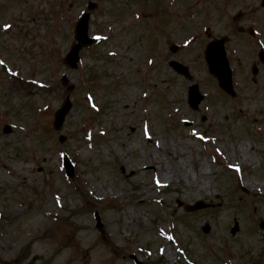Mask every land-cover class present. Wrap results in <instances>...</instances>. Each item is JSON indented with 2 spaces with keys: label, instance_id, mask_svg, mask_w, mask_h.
I'll use <instances>...</instances> for the list:
<instances>
[{
  "label": "rangeland",
  "instance_id": "rangeland-1",
  "mask_svg": "<svg viewBox=\"0 0 264 264\" xmlns=\"http://www.w3.org/2000/svg\"><path fill=\"white\" fill-rule=\"evenodd\" d=\"M48 1L49 34L13 28L25 0H0V264H133L129 255L142 264H264V14L256 0H96L90 35L100 43L66 71L74 89L63 144L53 129L67 94L63 58L93 0ZM154 8L158 19L148 20ZM238 27L258 32L256 43ZM221 37L234 98L203 60L206 43ZM170 59L189 68L190 81ZM192 83L204 96L197 111L187 104ZM174 171L182 180L163 184ZM196 202L210 207L184 210Z\"/></svg>",
  "mask_w": 264,
  "mask_h": 264
},
{
  "label": "water",
  "instance_id": "water-1",
  "mask_svg": "<svg viewBox=\"0 0 264 264\" xmlns=\"http://www.w3.org/2000/svg\"><path fill=\"white\" fill-rule=\"evenodd\" d=\"M91 8V7H90ZM88 14H83L80 20L77 22L74 35H75V43L71 46L70 51L66 54L64 58V62L67 64V66L71 69H75L77 66V62L79 60V52L83 46L91 45L94 43L93 40L88 38L87 35V26H88ZM225 42V39L216 40L211 42L206 49L205 52V59L206 64L208 67L209 73L216 78L218 81L219 87L224 90L227 94H230L231 96H234V92L232 89V83H231V71L228 66V62L225 57V52L223 50V44ZM170 67L173 68L176 72L183 74L186 78H190L187 72V69L179 64H176L174 62H171ZM253 73H256V70H253ZM62 83H67L66 76L62 77ZM68 91L72 90V87L67 88ZM202 100V97L198 93V87L197 85H193L189 87L188 90V104L193 109L196 110L198 107V104ZM71 109V102L69 100V96L66 97L64 103L62 106L56 111L55 118H54V129L55 131H59L65 116L68 114V112ZM10 132V129L8 127H5L4 133L7 134ZM64 138L60 137V141H63ZM64 167L66 169L67 176L72 177L73 171L72 167L70 166L68 160L64 159ZM202 205L198 204L194 208L187 207L186 210L189 209H198ZM98 220V219H97ZM101 225L98 223V227ZM235 232V229L233 230Z\"/></svg>",
  "mask_w": 264,
  "mask_h": 264
},
{
  "label": "bare ground",
  "instance_id": "bare-ground-1",
  "mask_svg": "<svg viewBox=\"0 0 264 264\" xmlns=\"http://www.w3.org/2000/svg\"><path fill=\"white\" fill-rule=\"evenodd\" d=\"M178 176L179 175H175V171H174V175H173V177L172 178H170V182H168L167 180H165L164 182H162L163 184H165V185H169L171 182H174V181H177V182H179L180 180H182L181 179V177L179 176V178H178ZM187 178V177H186ZM184 180V179H183ZM187 180H188V178H187ZM189 181V180H188Z\"/></svg>",
  "mask_w": 264,
  "mask_h": 264
},
{
  "label": "snow or ice",
  "instance_id": "snow-or-ice-1",
  "mask_svg": "<svg viewBox=\"0 0 264 264\" xmlns=\"http://www.w3.org/2000/svg\"><path fill=\"white\" fill-rule=\"evenodd\" d=\"M10 27V25H4V29L7 30ZM95 39H100V37H95ZM4 63V61L0 60V65H2ZM149 63H151V61H149ZM13 75H15V73H12ZM145 135H147V133H145ZM200 139H203V137H200ZM230 167H233L232 165H230ZM236 171H239V168L236 167ZM169 239H171V237H169Z\"/></svg>",
  "mask_w": 264,
  "mask_h": 264
},
{
  "label": "flooded vegetation",
  "instance_id": "flooded-vegetation-1",
  "mask_svg": "<svg viewBox=\"0 0 264 264\" xmlns=\"http://www.w3.org/2000/svg\"><path fill=\"white\" fill-rule=\"evenodd\" d=\"M257 1H258L259 6H260L261 0H257ZM28 2H29V0H25L24 5L28 4Z\"/></svg>",
  "mask_w": 264,
  "mask_h": 264
}]
</instances>
